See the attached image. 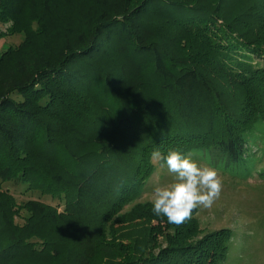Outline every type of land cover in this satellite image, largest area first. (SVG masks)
Segmentation results:
<instances>
[{
	"label": "trees",
	"instance_id": "16d2710c",
	"mask_svg": "<svg viewBox=\"0 0 264 264\" xmlns=\"http://www.w3.org/2000/svg\"><path fill=\"white\" fill-rule=\"evenodd\" d=\"M0 21L26 34L0 55V181L63 201L0 184V264L234 257L231 228L138 199L154 151L241 165L264 146V0H0Z\"/></svg>",
	"mask_w": 264,
	"mask_h": 264
},
{
	"label": "rangeland",
	"instance_id": "374dc122",
	"mask_svg": "<svg viewBox=\"0 0 264 264\" xmlns=\"http://www.w3.org/2000/svg\"><path fill=\"white\" fill-rule=\"evenodd\" d=\"M141 1L139 0L140 3ZM6 27L0 21V30H5ZM25 38L26 34L22 31L1 36L0 55L19 45ZM252 61L262 64L258 57H252ZM117 87L116 84L112 85L113 90L118 89ZM142 125L143 123L140 127ZM194 158L201 166L215 168L223 181L219 199L211 208L198 207L195 215L204 231L228 227L238 236V243L233 250L234 257H230L224 264H264V146L260 145L241 165L201 153ZM154 164L155 169L146 182L139 201H150L153 186L173 179V174L166 167L160 168L158 164ZM0 184L16 197L19 204L29 199H38L63 208L61 199L30 190L24 184L13 181H0ZM16 221L23 223L21 218Z\"/></svg>",
	"mask_w": 264,
	"mask_h": 264
},
{
	"label": "clouds",
	"instance_id": "9594fccd",
	"mask_svg": "<svg viewBox=\"0 0 264 264\" xmlns=\"http://www.w3.org/2000/svg\"><path fill=\"white\" fill-rule=\"evenodd\" d=\"M195 155L172 148L166 155L159 150L152 153L153 162L173 174L170 182L153 186L150 193L152 211L177 226L191 219L193 210L198 207L211 208L222 191L223 181L217 170L201 166Z\"/></svg>",
	"mask_w": 264,
	"mask_h": 264
}]
</instances>
